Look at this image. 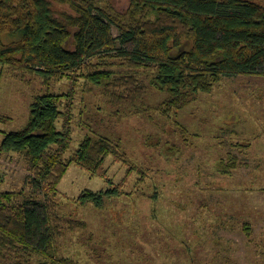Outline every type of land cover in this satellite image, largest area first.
I'll use <instances>...</instances> for the list:
<instances>
[{
    "label": "rangeland",
    "instance_id": "1",
    "mask_svg": "<svg viewBox=\"0 0 264 264\" xmlns=\"http://www.w3.org/2000/svg\"><path fill=\"white\" fill-rule=\"evenodd\" d=\"M109 2L118 12L128 7V0ZM111 32L119 34L114 25ZM110 64L115 76L132 74L114 59ZM134 74L147 88L137 101L141 112L111 102L83 78L46 85L35 74L0 67V117L5 119L0 141L4 133L25 126L36 95L68 93L72 141L64 159L85 136L101 135L120 141L146 171L129 177L123 197L106 200L100 209L82 208L74 199L106 184L71 164L55 199L62 219L57 255L77 264H264V77H223L211 93L164 117L154 108L166 95L149 85L151 73L137 69ZM145 106L151 108L146 114ZM176 123L188 132L182 134ZM229 154L237 158V168L223 175L216 164ZM106 169L115 183L125 176V168L110 158ZM0 175V190L22 192L20 202L42 200L33 194L31 174L19 157L0 153ZM70 221L82 225L70 229ZM38 261L23 253L0 258V264Z\"/></svg>",
    "mask_w": 264,
    "mask_h": 264
},
{
    "label": "trees",
    "instance_id": "2",
    "mask_svg": "<svg viewBox=\"0 0 264 264\" xmlns=\"http://www.w3.org/2000/svg\"><path fill=\"white\" fill-rule=\"evenodd\" d=\"M112 25L119 31L116 37ZM111 59L132 74L115 76ZM0 67L35 74L46 85L83 78L111 102L139 112L137 101L147 88L134 71L145 69L151 73L149 85L166 95L154 110L168 117L199 94L211 93L223 77H264V0H128L124 12L108 0H0ZM69 96L36 95L25 126L4 133L0 141L1 154L27 165L33 194L42 199L20 202L22 192L0 190V258L23 253L39 264H77L56 253L62 219L55 199L71 164L106 184L103 190H83L74 199L82 208L100 209L106 200L127 194L124 186L133 173L146 176L120 141L101 135L85 136L64 159L72 141ZM144 109L146 114L151 108ZM176 126L182 134L188 132ZM109 158L125 168L118 183L106 169ZM216 167L228 175L237 168V158L229 154ZM70 222V229L82 225Z\"/></svg>",
    "mask_w": 264,
    "mask_h": 264
}]
</instances>
